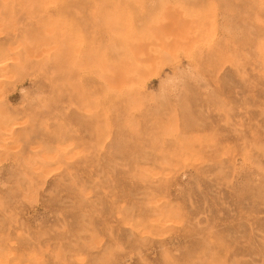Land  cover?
Listing matches in <instances>:
<instances>
[{
  "label": "rangeland",
  "instance_id": "374dc122",
  "mask_svg": "<svg viewBox=\"0 0 264 264\" xmlns=\"http://www.w3.org/2000/svg\"><path fill=\"white\" fill-rule=\"evenodd\" d=\"M0 65V264H264V0H0Z\"/></svg>",
  "mask_w": 264,
  "mask_h": 264
},
{
  "label": "bare ground",
  "instance_id": "6f19581e",
  "mask_svg": "<svg viewBox=\"0 0 264 264\" xmlns=\"http://www.w3.org/2000/svg\"><path fill=\"white\" fill-rule=\"evenodd\" d=\"M147 39V38H146ZM0 66H2V65H0ZM4 66V65H3Z\"/></svg>",
  "mask_w": 264,
  "mask_h": 264
}]
</instances>
